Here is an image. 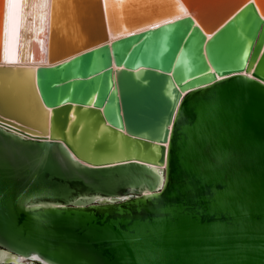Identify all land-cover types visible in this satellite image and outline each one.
Returning a JSON list of instances; mask_svg holds the SVG:
<instances>
[{"label":"water","instance_id":"95a60500","mask_svg":"<svg viewBox=\"0 0 264 264\" xmlns=\"http://www.w3.org/2000/svg\"><path fill=\"white\" fill-rule=\"evenodd\" d=\"M42 2L7 58L5 1L0 262L264 264V2L76 0L69 48Z\"/></svg>","mask_w":264,"mask_h":264},{"label":"bare ground","instance_id":"6f19581e","mask_svg":"<svg viewBox=\"0 0 264 264\" xmlns=\"http://www.w3.org/2000/svg\"><path fill=\"white\" fill-rule=\"evenodd\" d=\"M5 1L6 0H0V64L3 61L2 60V57H1V53H2V45H3V28H4V16H5ZM37 1H38V7H37L35 13H33V14L31 13L32 18L34 19V24L33 25H34V31L36 33L38 32V30H40L42 28L43 22L45 21L44 18L46 19V14H43L42 11H41V8H42V5L44 4V2H42L41 5H40V0H37ZM64 1L63 0H56V3L55 4H56V11H57V18L55 19V25H56L57 19H59L60 18V15L62 14V8H66L67 9V12L69 14V17H70L68 21H70V20L76 21L78 23V27L82 29V23L78 22L76 0H68V2L67 1L64 2ZM97 1H99V0H97ZM100 1L102 2V0H100ZM123 1L120 2L118 0H115L116 4L117 5L119 4L118 6H123V5L127 4V2H128V0H123ZM150 1L151 2H156V3H159V4H163L164 2H168V0H150ZM23 2H24V0H15V1L13 0V5L10 7L9 21H8V31H7V44H6V55H7V58L9 56H12V57L13 56H16L18 54L19 50H20V46L19 45H15L13 43V39L15 37H18L19 36V28L21 27V25L24 22V19H23V15H24ZM49 2H50V0H49ZM80 2H83L85 4L86 11L87 12L90 11L89 12L90 13V16L92 18H94V16H95V14H94V4H95L96 0H80ZM244 4H246V2ZM243 5H241L239 8H241ZM263 8H264V3H263ZM237 10H235L232 14H230L219 26H217L215 29H213L211 32H209L207 34V36L210 37ZM86 11L84 10L83 14H86ZM261 15L264 17L263 14H261ZM182 16H183V14H180V15H177V16H173V17H171L169 19L161 20V21H158V22L149 24L147 26H143L141 28L132 30L130 32H125V33L120 34V35H117V36H115L113 38H108L107 41H103V42H99L97 44H93V45H91V46H89V47H87L85 49L80 50L78 53H80L82 51H85V50L92 49L93 47L98 46V45H101L104 42H111L112 40H114L116 38H119V37H122V36H127L128 34H131V33L139 32V31H142V30H145V29H148V28H152V27L159 26L160 24H163L164 22L173 21V20H175L177 18H180ZM121 19H122V17H121ZM56 29H57V25H56ZM84 38H86V37H84ZM44 41H46V40H44ZM82 41L83 40H81L79 42H76V43H74L72 45H69L67 47L69 48L70 46H73L75 44H79ZM44 45H45V42H44L43 46ZM22 65L23 66H33V68H34L33 71L38 66V64H35V65L34 64L33 65L32 64H22ZM17 256L22 257L24 259H28V260L34 261L32 258H28V257L23 256V255H17ZM9 262H12V263L16 264L13 260H11V261H5V262H0V263L8 264Z\"/></svg>","mask_w":264,"mask_h":264},{"label":"rangeland","instance_id":"374dc122","mask_svg":"<svg viewBox=\"0 0 264 264\" xmlns=\"http://www.w3.org/2000/svg\"><path fill=\"white\" fill-rule=\"evenodd\" d=\"M65 1L68 2V0H65ZM35 2H36L35 6L32 7V9H30L29 14L35 13V11H36V9L38 7V1L35 0ZM262 2H264V0H262ZM69 18L70 17H69V14L67 12V9L66 8H62V14L60 15V18L57 19L56 25H57L58 34L60 36L59 38L61 39L60 41H63V43L65 44V46H63V48L83 40L84 37H86V35H87V32H83V30L78 27V23L76 21H72V20L68 21ZM31 21H32L31 22V30L34 31V25H33L34 24V19L32 18ZM33 35H34V38L36 39L37 38V36H36L37 33L35 31H34ZM13 43L15 45H19L21 43V39L19 38V36L15 37L13 39ZM22 44H25V43L22 41ZM39 45H42L41 42L39 43ZM21 48H23V47L21 46L20 50H21Z\"/></svg>","mask_w":264,"mask_h":264},{"label":"snow or ice","instance_id":"6c2138e0","mask_svg":"<svg viewBox=\"0 0 264 264\" xmlns=\"http://www.w3.org/2000/svg\"><path fill=\"white\" fill-rule=\"evenodd\" d=\"M174 100V107H173V112L175 111V104L179 103V97L173 98ZM169 126L171 125V118L166 122ZM162 164L163 161H160ZM154 184L159 185L160 187H163V180H162V174L157 173L156 177L154 178Z\"/></svg>","mask_w":264,"mask_h":264},{"label":"flooded vegetation","instance_id":"af4514ba","mask_svg":"<svg viewBox=\"0 0 264 264\" xmlns=\"http://www.w3.org/2000/svg\"><path fill=\"white\" fill-rule=\"evenodd\" d=\"M25 263H22V264H40V263H38V262H36V261H31V260H28V259H25ZM0 264H3V263H0ZM8 264H14V263H12V262H9Z\"/></svg>","mask_w":264,"mask_h":264}]
</instances>
